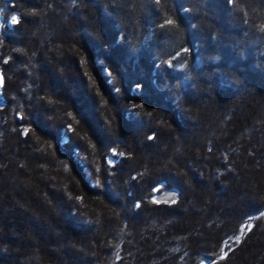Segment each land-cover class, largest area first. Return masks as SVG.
I'll use <instances>...</instances> for the list:
<instances>
[{
	"label": "trees",
	"instance_id": "16d2710c",
	"mask_svg": "<svg viewBox=\"0 0 264 264\" xmlns=\"http://www.w3.org/2000/svg\"><path fill=\"white\" fill-rule=\"evenodd\" d=\"M0 72V264H264V0H0Z\"/></svg>",
	"mask_w": 264,
	"mask_h": 264
},
{
	"label": "snow or ice",
	"instance_id": "6c2138e0",
	"mask_svg": "<svg viewBox=\"0 0 264 264\" xmlns=\"http://www.w3.org/2000/svg\"><path fill=\"white\" fill-rule=\"evenodd\" d=\"M12 22L13 23H17L18 22V18L16 16H13L12 17ZM167 23L168 24H174L175 21L169 19L167 21ZM3 84H4V76H3V73L0 72V87H2ZM24 134L25 135L28 134V129H25L24 130ZM151 138L152 137H150V139ZM111 151H112L113 156H115V155L124 156V153H122V152L121 153H117L115 149H112ZM108 163L111 165L113 163V161L109 160ZM156 191H159V189H156ZM78 199H80V198H78ZM153 202L154 203H159L160 201L153 200ZM165 202H167V201H165ZM171 202L172 203H175V200L172 199ZM139 206H140L139 204L136 205V207H139ZM261 216H264V213H261ZM249 219H252V218L250 217ZM252 227H253L252 224H247L246 226H244V227H242L240 229V235L239 236H236L235 238L230 237L229 240H233L234 239L235 244H239L241 242V238L244 236V234L246 233V231H250ZM225 249H227L228 251H225ZM231 250H232V245L229 244L228 241H224V247L221 249L222 255L220 256V259L221 260L225 259L228 256V252L231 251ZM117 257H119V253L118 252H117Z\"/></svg>",
	"mask_w": 264,
	"mask_h": 264
},
{
	"label": "water",
	"instance_id": "95a60500",
	"mask_svg": "<svg viewBox=\"0 0 264 264\" xmlns=\"http://www.w3.org/2000/svg\"><path fill=\"white\" fill-rule=\"evenodd\" d=\"M178 193L176 189H171L169 192L160 195L158 197L159 200L161 201H172V199H175L177 197Z\"/></svg>",
	"mask_w": 264,
	"mask_h": 264
},
{
	"label": "rangeland",
	"instance_id": "374dc122",
	"mask_svg": "<svg viewBox=\"0 0 264 264\" xmlns=\"http://www.w3.org/2000/svg\"><path fill=\"white\" fill-rule=\"evenodd\" d=\"M139 104H140L139 101H136V102L134 103V105H139ZM0 105H1V103H0ZM64 142H66V140L61 141L62 144H64ZM109 160L113 161L112 164H114V163L117 161L116 157L113 156V155H111V156L108 157V161H109ZM167 192H169L168 189H162V191H161V192L158 191L157 194H158V195H161V194H164V193H167ZM177 192H178V191H177ZM174 200H175V199H174ZM202 264H205V262H203Z\"/></svg>",
	"mask_w": 264,
	"mask_h": 264
}]
</instances>
